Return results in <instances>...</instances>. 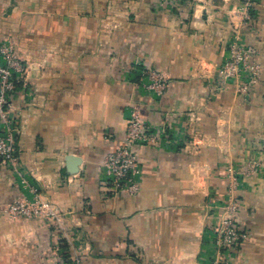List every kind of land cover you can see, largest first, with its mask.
<instances>
[{"label":"crops","instance_id":"0c3cea01","mask_svg":"<svg viewBox=\"0 0 264 264\" xmlns=\"http://www.w3.org/2000/svg\"><path fill=\"white\" fill-rule=\"evenodd\" d=\"M250 15L243 0H0V43L30 64L14 96L20 171L0 162V264H53L66 249L55 222L8 214L36 192L66 212L82 264H264V170L244 174L264 144V0ZM234 27L261 65L248 94L219 74ZM137 67L165 77L161 96ZM134 109L161 137L136 146L138 193L109 197L102 163ZM230 196L247 236L220 255Z\"/></svg>","mask_w":264,"mask_h":264},{"label":"built area","instance_id":"2783aa9c","mask_svg":"<svg viewBox=\"0 0 264 264\" xmlns=\"http://www.w3.org/2000/svg\"><path fill=\"white\" fill-rule=\"evenodd\" d=\"M258 0H243L247 18ZM229 55L223 61L219 74L222 84L232 83L241 94H248L250 87L261 73V65L253 59L257 50L246 43L240 27H234L229 41ZM30 64L18 56L14 45L9 40L0 43V162L16 171H20V153L17 147L18 109L14 96L23 88L29 87ZM133 78L147 92L161 96L168 86L165 77L157 70L137 67ZM161 135L151 128H146L138 110L134 109L128 117L125 143L110 151L102 163L101 186L105 195L116 198L122 194H136L140 189L143 169L139 163L136 146L155 144ZM264 170V144L259 157L251 159L244 171L245 175H254ZM233 188L237 187L236 175ZM238 201L230 196L224 206V213L215 230V244L219 254L228 252L243 241L247 234L236 221ZM8 214L16 219H44L57 224L66 249L53 264H82L79 248L82 241L79 235L65 223L66 212L58 209L40 193L32 198L20 196L7 209Z\"/></svg>","mask_w":264,"mask_h":264}]
</instances>
